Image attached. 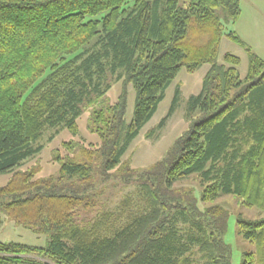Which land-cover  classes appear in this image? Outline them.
I'll return each mask as SVG.
<instances>
[{
	"label": "trees",
	"instance_id": "16d2710c",
	"mask_svg": "<svg viewBox=\"0 0 264 264\" xmlns=\"http://www.w3.org/2000/svg\"><path fill=\"white\" fill-rule=\"evenodd\" d=\"M241 15V0H0V179L12 173L0 185V211L47 237L44 247L0 241V264H198L196 255L232 264L230 214L212 203L233 195L264 212V60L224 31ZM224 37L248 52L244 80L240 58L219 62ZM206 65L188 103L189 129L150 169L126 171L140 206L130 196L98 211L96 173L105 180L121 165L183 69ZM109 76L123 77L121 93L98 108ZM129 86L136 95L127 124ZM91 106L97 141L79 152L63 143L58 175L19 169L42 150L35 145L46 129L78 135ZM193 176L204 187L199 196L175 189ZM237 226L255 245L243 264H264V218Z\"/></svg>",
	"mask_w": 264,
	"mask_h": 264
},
{
	"label": "rangeland",
	"instance_id": "374dc122",
	"mask_svg": "<svg viewBox=\"0 0 264 264\" xmlns=\"http://www.w3.org/2000/svg\"><path fill=\"white\" fill-rule=\"evenodd\" d=\"M241 8L242 15L237 24H225L224 31L226 34L236 32L251 47L253 52L264 60V0H241ZM227 54H232L241 59V65L238 70L240 77L244 80L249 70L247 50L229 38L224 37L220 49V64H225V56ZM208 71V65L193 74L183 69L166 91L165 99L160 104L154 118L130 146L121 165L112 171L110 177L105 180L100 173H96L94 180L95 192L100 198L96 208L98 211L104 208L115 209L122 205L130 196L136 200L135 207L136 205L140 206L141 201L137 184H126L124 182L127 169H131L137 176L166 157L176 140L190 127L188 103L192 96H196L201 92L203 81ZM121 79L118 80L117 76H109L108 84L112 88L103 97L104 101L100 102L101 104L97 106L98 108L114 103L119 97L123 87V77ZM128 90L129 99L126 122L130 124L134 118L136 93L131 86L128 87ZM176 97H178L176 111L165 125L160 128L162 121L170 112ZM90 108L91 110L84 113L79 120L80 133L78 135H73L64 128L46 129L41 140L35 145V147H40L42 150L19 169L27 171L32 167H37L36 170H41V176L43 177L58 175L60 164L55 160L59 151L61 150L63 156L68 153V151L62 149L63 143H74L75 151L79 152V147L88 146L89 143L98 140L95 135L90 133L89 123L93 106ZM195 116L197 117L199 114ZM78 158L80 160V156ZM11 174L4 175L0 179V185L6 184ZM175 189L179 191L194 189L199 196V192L201 193L204 187L201 185L200 178L193 176L177 184ZM212 205H220L229 212L230 220L224 239L233 247L232 264H243L245 254L254 252L255 245L239 235L237 221L239 218L248 221L260 220L264 218V212L257 208L244 206L242 200L233 195H222ZM0 241L24 243L40 247L47 245L46 236L37 235L23 226L7 220L5 213L2 211H0ZM196 259L198 264H204L201 260V255H196Z\"/></svg>",
	"mask_w": 264,
	"mask_h": 264
}]
</instances>
